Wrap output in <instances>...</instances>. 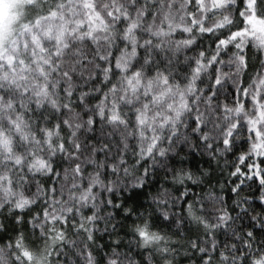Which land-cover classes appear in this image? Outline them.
Returning a JSON list of instances; mask_svg holds the SVG:
<instances>
[{"label": "snow or ice", "instance_id": "obj_1", "mask_svg": "<svg viewBox=\"0 0 264 264\" xmlns=\"http://www.w3.org/2000/svg\"><path fill=\"white\" fill-rule=\"evenodd\" d=\"M0 6V264H264V0Z\"/></svg>", "mask_w": 264, "mask_h": 264}, {"label": "trees", "instance_id": "obj_2", "mask_svg": "<svg viewBox=\"0 0 264 264\" xmlns=\"http://www.w3.org/2000/svg\"><path fill=\"white\" fill-rule=\"evenodd\" d=\"M193 163H195V161H193ZM217 179L219 181H222V182L225 183L224 192L226 194H228L229 196H231L230 191H229V185L227 184V181L229 179V177H228V170L225 169L222 173H219L218 176H217ZM229 203H231V200H229Z\"/></svg>", "mask_w": 264, "mask_h": 264}, {"label": "rangeland", "instance_id": "obj_3", "mask_svg": "<svg viewBox=\"0 0 264 264\" xmlns=\"http://www.w3.org/2000/svg\"><path fill=\"white\" fill-rule=\"evenodd\" d=\"M6 14V10L0 6V18H2Z\"/></svg>", "mask_w": 264, "mask_h": 264}]
</instances>
